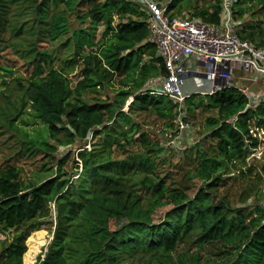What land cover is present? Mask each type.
Listing matches in <instances>:
<instances>
[{
  "label": "trees",
  "instance_id": "1",
  "mask_svg": "<svg viewBox=\"0 0 264 264\" xmlns=\"http://www.w3.org/2000/svg\"><path fill=\"white\" fill-rule=\"evenodd\" d=\"M59 6L64 10L56 12ZM18 7L20 14L25 10L32 15L24 20L29 21L27 29L43 30L53 41L68 34L64 42L71 41L73 51L71 58L53 66V56L45 50L37 51L33 43L26 49L33 66L24 97L47 136L44 139L42 131L32 137L25 133L21 146L29 152L53 150L47 139L59 134L65 137L62 143L80 146L73 180L61 178L63 159L57 162L58 176L32 184L19 181L15 168L0 165V234L5 236L0 264H23L29 233L50 217L51 203L52 239L35 264H124L137 256L157 264H212L199 258L173 261L178 245L190 239L201 250L207 244L222 248L219 264H264V208L232 207L212 192L223 177L244 167L251 149L258 146L249 127L264 129V102L248 107L237 87L185 99L188 111L204 108L216 113L204 122L205 138L211 142L205 149L196 147L195 158L186 166L187 178L202 185L190 196L188 188L172 180L186 167L175 173L158 170L165 164L159 144L143 135L141 149L127 152L138 132L132 111L175 119L178 108L168 98L144 90L148 80L165 71L155 45L147 40V16L140 6L130 0H0V42L11 10ZM181 8L189 18L219 24L221 0H204L201 6L171 0L166 13L177 16ZM66 10L76 13L78 29L70 30ZM248 12L252 19L243 22L237 35L264 47V0H237L236 17ZM76 65L79 80L71 85L65 67ZM106 86L114 89L112 97L84 99V92ZM129 97L133 99L124 110ZM88 138L90 149L84 148ZM160 209L163 212L154 218Z\"/></svg>",
  "mask_w": 264,
  "mask_h": 264
},
{
  "label": "rangeland",
  "instance_id": "2",
  "mask_svg": "<svg viewBox=\"0 0 264 264\" xmlns=\"http://www.w3.org/2000/svg\"><path fill=\"white\" fill-rule=\"evenodd\" d=\"M154 1L165 5L171 2V0ZM203 1L191 0V5L201 6ZM229 2L232 3V18L235 22L243 24V22L252 19L249 14L251 11L245 13L241 18H237L234 14L237 0H229ZM134 3L140 6L138 2ZM62 10H64L63 6H59L56 12ZM21 12L20 7L11 10L4 41L0 42V165L4 168H15L19 174V181L23 184H32L38 183L43 178L58 176L57 162L63 159L61 178L73 180L78 174H76L73 161L77 160L76 154L80 143H62L65 141V137L59 134L56 139H47L53 150L43 152L34 149L29 152L30 149L25 151V145L21 146L22 140L20 138H23L25 133L32 137L35 131H42V134L44 133L41 134L42 137L47 136L42 124L35 118L30 104L24 97L27 80L33 66V63L29 62L26 49H29L33 43L37 51L45 50L53 56V66H59L61 60L71 58L73 53L71 41L70 44L64 42L68 34L63 35L60 39L50 40L43 30L27 29L29 21L24 20L31 18L32 15L27 14L25 10V14H20ZM177 16L188 17L189 13L185 8H181ZM65 17L70 30L78 29L81 26L76 13H70L66 10ZM20 25H23V28L19 32ZM101 31L100 28L98 34ZM1 68L10 70V72L2 71ZM79 68V65L65 67L67 79L71 85L79 80ZM232 74L234 85L237 88H249L255 93L264 90V78L258 73L234 67ZM113 86L116 89L118 84L114 83ZM114 89L106 86L95 91L88 90L83 93V97L88 102L95 99L105 100L107 97L113 96ZM163 98L167 100V97ZM131 99L133 98L129 97L126 100L124 110H127V105ZM173 114L176 116L175 119L162 117L152 111L139 112L134 110L131 112L133 121L138 124V132L133 135L135 141L131 147H127V152L134 153L141 149L140 136L143 135L151 142L159 144L163 148L162 158L165 159V164L158 169L161 173H165V171L175 173L179 167L189 166L190 160L195 158L196 147L205 149L208 142H211L205 138L207 131L204 128V122L208 117L216 115L215 111L204 108L188 111L185 104L180 109H174ZM177 119L182 120L184 124H187V127L185 129L179 128V125L175 123ZM89 141L90 138L87 139L84 148L90 149ZM257 150L256 156L249 153L245 160V166L240 167V171H234L223 177L224 180L220 185L213 188L212 192L215 198L227 199L232 207L252 208L258 205L264 208V139L259 141ZM43 164H45L44 167H42ZM187 169L186 167L181 172L175 173L172 180L178 186L188 188V194L192 196L202 185L198 180L187 178ZM239 172H243V174ZM49 207L50 217L38 230L29 233L25 243L26 252L23 255V264H35L37 257L46 250L52 239L55 225V206L51 203ZM162 212V209L158 210L154 218H159ZM3 240H5V236L0 234V242ZM192 240L178 245L172 254L173 261L178 259L190 261L192 258H199L200 262L209 259L212 264H219L222 248L217 244H207L201 250L192 243ZM124 264H157V262L145 256H137L126 259Z\"/></svg>",
  "mask_w": 264,
  "mask_h": 264
},
{
  "label": "built area",
  "instance_id": "3",
  "mask_svg": "<svg viewBox=\"0 0 264 264\" xmlns=\"http://www.w3.org/2000/svg\"><path fill=\"white\" fill-rule=\"evenodd\" d=\"M131 1L138 2L147 16V40L155 45L165 71L164 75L148 80L144 90L167 97L180 109L190 95H211L236 87L234 67L264 78V47H256L238 37L242 24L233 20L229 0H221L219 24L170 16L166 13L167 5L154 0ZM238 89L247 98L248 107L264 102V90L255 93L249 88ZM175 123L179 128L187 127L182 120L177 119ZM249 135L259 142L264 139V129L250 126ZM257 147L251 149L252 156L257 155Z\"/></svg>",
  "mask_w": 264,
  "mask_h": 264
}]
</instances>
